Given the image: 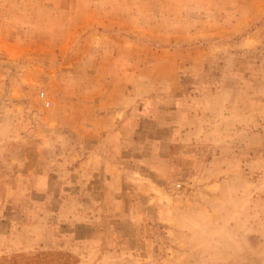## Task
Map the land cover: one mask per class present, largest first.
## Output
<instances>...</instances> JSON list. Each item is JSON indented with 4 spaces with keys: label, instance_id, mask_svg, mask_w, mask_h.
Returning <instances> with one entry per match:
<instances>
[{
    "label": "rangeland",
    "instance_id": "obj_1",
    "mask_svg": "<svg viewBox=\"0 0 264 264\" xmlns=\"http://www.w3.org/2000/svg\"><path fill=\"white\" fill-rule=\"evenodd\" d=\"M0 264H264V0H0Z\"/></svg>",
    "mask_w": 264,
    "mask_h": 264
},
{
    "label": "crops",
    "instance_id": "obj_2",
    "mask_svg": "<svg viewBox=\"0 0 264 264\" xmlns=\"http://www.w3.org/2000/svg\"><path fill=\"white\" fill-rule=\"evenodd\" d=\"M117 1H121V0H117ZM123 2V1H122ZM188 3V2H187ZM189 4V3H188ZM105 5V16H103L105 19L104 21H102L103 24H105V28H107V30H113V31H117L120 30V26L124 24V22H126V25H131V28H133V30H136V24L134 21H136V17L134 16L132 18V15L134 14V11H132L131 9H123L121 8L122 4H118L117 5ZM99 12L98 7H93L92 5L89 6V8L87 9V15L85 18V21H82V23H78L76 25V27H82L85 23H91L93 22L94 18L95 20L98 19V17H96V13ZM138 20H140L138 18ZM80 22V20H79ZM93 27H95V25H92ZM105 40H109V41H105V60H108V64L110 65H114V63H118L117 65V69L116 72H118L117 76L119 78H124L125 74L122 72L123 69H121L123 67V65L121 64V62H125L127 59L126 57L128 56L129 58V62H134V56L135 53H133L132 51H130L131 53L129 55H127L125 52L127 51V49H124V53H118L117 51V47H119L120 45L124 44L125 40L120 39L119 37H112V38H107ZM126 43V42H125ZM132 44L136 43V40H133V42H130ZM171 56H173L171 54ZM107 64V65H108ZM135 64H131L130 66V70L127 76H140V74L142 73V71L139 69V66H134ZM109 83V81L107 82ZM127 82H121V85L119 84L118 86V91L115 92L118 93L121 90V94H123V96L121 97V100L114 105H111L112 101H115V94L112 93V96L107 98L105 100V123L112 125L113 123L117 122V125H119L121 122V116L124 114V111L129 107V105H126L127 102L131 103V102H135V91L136 90H127V87L125 89L124 85ZM110 84V83H109ZM62 89H64V85L61 84L60 85ZM108 89H105V92ZM127 90V91H126ZM111 108V109H108ZM122 114V115H121ZM121 115V116H120ZM117 120V121H116Z\"/></svg>",
    "mask_w": 264,
    "mask_h": 264
},
{
    "label": "built area",
    "instance_id": "obj_3",
    "mask_svg": "<svg viewBox=\"0 0 264 264\" xmlns=\"http://www.w3.org/2000/svg\"><path fill=\"white\" fill-rule=\"evenodd\" d=\"M42 97H44V93L42 94ZM50 105L49 101L47 102V106Z\"/></svg>",
    "mask_w": 264,
    "mask_h": 264
}]
</instances>
